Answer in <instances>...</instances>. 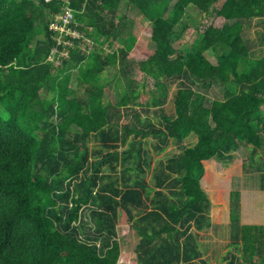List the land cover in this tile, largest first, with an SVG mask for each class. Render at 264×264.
Here are the masks:
<instances>
[{
    "label": "trees",
    "instance_id": "16d2710c",
    "mask_svg": "<svg viewBox=\"0 0 264 264\" xmlns=\"http://www.w3.org/2000/svg\"><path fill=\"white\" fill-rule=\"evenodd\" d=\"M122 1L0 0V264H118L124 222L136 264H210L199 241L211 226L203 186L222 174L216 160L264 143V54L243 35L247 22L264 21V0H127L151 27L153 49L138 58ZM189 6L211 20L180 51ZM64 7L78 34L64 36L68 45L50 28ZM118 65L122 76L133 65L144 74L149 101L135 89L103 101L101 73ZM135 105L153 107L156 120ZM171 143L180 150L152 168ZM229 237L224 264H264V224L241 223L238 189L229 191Z\"/></svg>",
    "mask_w": 264,
    "mask_h": 264
},
{
    "label": "rangeland",
    "instance_id": "374dc122",
    "mask_svg": "<svg viewBox=\"0 0 264 264\" xmlns=\"http://www.w3.org/2000/svg\"><path fill=\"white\" fill-rule=\"evenodd\" d=\"M222 1L223 0H219L215 5L219 6ZM120 13L123 15L126 14L128 17L126 18V22L130 25L133 24L132 31L136 37L134 47L131 50L129 57L138 58L146 53H150L153 49V45L149 39L151 30L150 22L139 14L136 9L127 6V0L122 1ZM183 20L188 25V28L183 36L174 42V47L180 51L191 49L197 43L200 30L210 22L211 18L206 17L205 14L198 9L189 6L186 8ZM52 25L53 23L50 25V28ZM263 29L264 21L261 19H252L244 25V38L248 41L249 47L255 56L264 54ZM74 35L77 34L74 33ZM42 36V34H39L38 38ZM85 42L88 43L90 40L86 39ZM101 47L105 48L107 52L111 49L106 43L102 44ZM117 47H121V44L116 41L113 48L115 49ZM206 56L211 62H216L211 51H207ZM58 62L59 60L56 61V63ZM119 65L115 68L106 69L101 73L100 81L106 86L103 101L115 102L119 100L124 91L130 93L132 89L140 91V97L137 101L143 104L149 101L151 84L149 82L146 83L144 74L137 69V66L133 65L131 73L128 76H122L118 70ZM71 84L73 86L75 85V79H72ZM172 89H174V86H172ZM216 93L219 98L223 95L222 92H218L217 89ZM206 96L212 98L214 94L210 91L206 93ZM165 108L167 112L166 114L172 113L173 107L170 102L166 104ZM135 109L140 113L141 117H150L154 121L156 120V117L152 112L154 109L153 107L135 105ZM262 111L264 113V106L262 107ZM2 113L3 108L0 106V114ZM2 116L6 117V114H3ZM194 139V136L188 137L182 144L191 145L193 144ZM94 145H97V142L93 138H90L89 147H93ZM179 150L180 148L177 147L175 143H171L163 154L152 155L151 167L153 168L160 158L165 159L167 156H170ZM252 150L253 148L251 146L242 144L237 150L232 152L233 160L230 162H223L222 164L216 160V163L213 164V169L222 174L220 177H216L215 174H212L213 176L210 183H212L214 187L208 188L207 186H203V190L210 200L212 220L210 221L211 226L200 232L199 241L204 251L203 255L210 264L225 263L223 262L222 257L228 249V226L226 224V221H228L226 216L228 212L226 205L228 192L231 189H238L241 192V198L243 197L242 213L245 218H249L248 220L254 222L256 218L264 213V194H261L262 198L256 196L257 191L264 193V191L259 189L262 182L260 174L264 173V143L262 148L256 150L254 155L251 156ZM257 166L261 169L256 168ZM150 174L151 172L148 171L147 178ZM223 206L225 207L223 208ZM220 207H222L223 210ZM256 224H264V221ZM127 228L128 223L126 222L121 223L118 226L117 231L121 243V257L118 264H136L134 246L137 242V237L131 229L125 234H122Z\"/></svg>",
    "mask_w": 264,
    "mask_h": 264
},
{
    "label": "built area",
    "instance_id": "2783aa9c",
    "mask_svg": "<svg viewBox=\"0 0 264 264\" xmlns=\"http://www.w3.org/2000/svg\"><path fill=\"white\" fill-rule=\"evenodd\" d=\"M73 18H74L73 13L70 10V8L64 7L63 12L60 15L56 16L55 21L52 22L53 25L51 28L57 32L56 40L58 44H64V45L70 44V41L64 38L65 35H70L72 37H76L78 35L77 32H75L69 26ZM74 33H76L77 35H74ZM56 51H57L56 48H53L51 50L50 55L53 56L56 53ZM60 53H63V52H60ZM63 54H60V55H63Z\"/></svg>",
    "mask_w": 264,
    "mask_h": 264
},
{
    "label": "crops",
    "instance_id": "0c3cea01",
    "mask_svg": "<svg viewBox=\"0 0 264 264\" xmlns=\"http://www.w3.org/2000/svg\"><path fill=\"white\" fill-rule=\"evenodd\" d=\"M262 191H264V190H262ZM261 194H264V193L263 192H259V191L256 192V196H259L260 198H262V195ZM242 200H243V197L241 198V223L242 224H256V223H259V222L264 221V213L261 214V216H259L258 218H256L254 222H251V220H248L249 218H245V216L242 213L243 212V210H242L243 209V201ZM224 207L225 206H223V208ZM220 208H222V207H220ZM223 208H222V210H223ZM226 209H227V212H228L227 215H226L227 218H228V221H226V224L228 226V243H229V241H230V237H229V192H228V196H227ZM209 216H210V221H211L212 220V210L209 212ZM228 243H227V246H228Z\"/></svg>",
    "mask_w": 264,
    "mask_h": 264
}]
</instances>
